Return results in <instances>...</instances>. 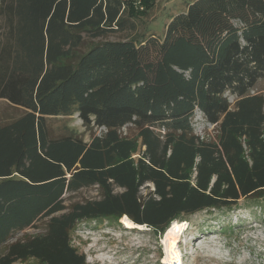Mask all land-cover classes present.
<instances>
[{"label":"trees","instance_id":"16d2710c","mask_svg":"<svg viewBox=\"0 0 264 264\" xmlns=\"http://www.w3.org/2000/svg\"><path fill=\"white\" fill-rule=\"evenodd\" d=\"M134 1L0 0V98L18 111L0 122V264H86L71 243L83 220L126 216L160 237L242 199L264 216V0H189L160 37L85 47L153 4L128 16ZM196 111L213 136L195 133ZM74 114L106 130L52 133L48 118Z\"/></svg>","mask_w":264,"mask_h":264},{"label":"rangeland","instance_id":"374dc122","mask_svg":"<svg viewBox=\"0 0 264 264\" xmlns=\"http://www.w3.org/2000/svg\"><path fill=\"white\" fill-rule=\"evenodd\" d=\"M152 7L146 13H137L138 18L130 19L133 26L129 29L107 33L96 38H86L85 47L98 40H116L126 37H147L153 34L160 37L164 32L168 17L179 10H184L189 0H152ZM126 15L133 16L136 9L142 10L140 0L123 3ZM130 8V9H129ZM85 47L81 50H85ZM257 90L264 91V79L259 81ZM233 103V97L228 96ZM18 111L0 98V122L12 118ZM52 133L62 134L71 129L84 140L91 134H99L97 127L87 128L74 114L48 118ZM195 133L200 136L214 135V126L206 122L200 112L196 111L192 118ZM123 133L135 136L133 129L122 127ZM141 147L138 143L133 157L139 156ZM98 196L94 187L80 190L73 198H89ZM252 208H259L251 200L242 199L231 210L223 212L199 211L185 220L173 221L184 225L183 234L179 235L178 245L182 259L178 264H264V216L258 212L254 215ZM44 219L38 220L40 225ZM121 221V220H120ZM169 225V226H170ZM36 228L26 232L34 233ZM153 229L126 227L122 222L106 220H83L79 222L71 234V243L79 253L85 256L86 264H169L165 260L164 237ZM193 238V239H192ZM193 241V242H192ZM190 242V243H189ZM193 243V244H192ZM15 264H35L28 260Z\"/></svg>","mask_w":264,"mask_h":264},{"label":"bare ground","instance_id":"6f19581e","mask_svg":"<svg viewBox=\"0 0 264 264\" xmlns=\"http://www.w3.org/2000/svg\"><path fill=\"white\" fill-rule=\"evenodd\" d=\"M121 222L126 227H135L138 228L142 225H136L133 223L130 219H128L126 216H123L121 219ZM179 223H173L172 227L171 225L167 228V232L164 237V248H165V260L169 264H178L180 263L182 259L181 249L179 245L177 244L179 235L183 234V230L185 228L184 225H178ZM183 229V230H182ZM193 239V238H192ZM193 242V241H192ZM190 243V242H189ZM193 244V243H192Z\"/></svg>","mask_w":264,"mask_h":264},{"label":"built area","instance_id":"2783aa9c","mask_svg":"<svg viewBox=\"0 0 264 264\" xmlns=\"http://www.w3.org/2000/svg\"><path fill=\"white\" fill-rule=\"evenodd\" d=\"M98 130H99V132H101V131H105L106 129H105V127L101 126V127H98Z\"/></svg>","mask_w":264,"mask_h":264}]
</instances>
